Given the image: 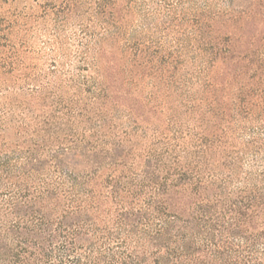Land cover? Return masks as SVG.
Here are the masks:
<instances>
[{"label": "trees", "instance_id": "16d2710c", "mask_svg": "<svg viewBox=\"0 0 264 264\" xmlns=\"http://www.w3.org/2000/svg\"><path fill=\"white\" fill-rule=\"evenodd\" d=\"M146 2L96 0L105 37L89 36L86 68L107 41L125 60L109 63L111 87L82 83L101 112L35 95L23 152L0 151V264H264V0ZM138 80L174 98L164 130L163 106L133 102ZM63 111L87 119L86 136L63 129Z\"/></svg>", "mask_w": 264, "mask_h": 264}, {"label": "rangeland", "instance_id": "374dc122", "mask_svg": "<svg viewBox=\"0 0 264 264\" xmlns=\"http://www.w3.org/2000/svg\"><path fill=\"white\" fill-rule=\"evenodd\" d=\"M232 1L233 7L241 10L247 4L245 1L250 0H195L198 6L208 2L214 12L227 10ZM146 4V10H153L158 0H148ZM95 8L96 0H0V118L6 122L1 129L3 134H0L1 153L14 152L20 155L23 152L18 146L28 138L22 135L24 124L33 127L40 113V103L34 99L35 95L43 94V98L46 94L53 95V98L48 99L49 102L53 101L55 105L57 101L62 102V108L86 109V118L101 112L103 101L91 99L90 94L83 92L82 83L92 77L102 88L108 84L111 87L112 82L108 80L111 75L109 63L116 61L121 64L125 60L121 61V40L118 44L107 41L103 43L102 52L99 49L94 52L95 61L90 59V69L86 68L87 64L83 60L86 58L89 36L94 35L99 45L105 37L102 18L96 16ZM136 13L141 15L139 8ZM136 13L127 17L126 24L132 29L143 21V15L139 18ZM257 25L256 35L260 36L264 33V19L259 18ZM217 28L221 27L218 25ZM221 30L225 32L226 29ZM238 32L235 31L240 34ZM7 62H11V66L5 65ZM218 71L212 72V76L217 75ZM138 82L141 86L133 90V99L137 101L133 102L145 107L150 104L149 97H153L155 103L163 106L167 113L165 118L161 117L160 122L153 120L152 124L164 130L163 121L169 114H174L172 111L177 106L174 98H166L167 91L159 83L153 88L146 81ZM64 112H61L64 119H57V122L67 126L63 127L66 132L77 130L80 136H84L85 130L89 128L86 127L87 119L77 114L64 117ZM120 112L123 116L126 113L123 109ZM124 122H127L125 118L117 123ZM152 129L151 125L150 135ZM144 148L148 147L142 142L138 151L143 152ZM51 150L54 153L57 147ZM6 196L5 190L0 188V209L7 200ZM54 255L58 256L59 253L55 252Z\"/></svg>", "mask_w": 264, "mask_h": 264}]
</instances>
